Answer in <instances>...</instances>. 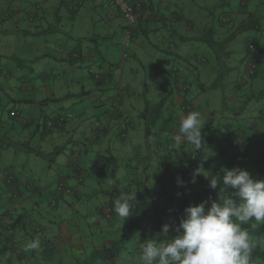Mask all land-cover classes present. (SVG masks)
<instances>
[{"label":"crops","instance_id":"crops-1","mask_svg":"<svg viewBox=\"0 0 264 264\" xmlns=\"http://www.w3.org/2000/svg\"><path fill=\"white\" fill-rule=\"evenodd\" d=\"M5 1L6 0H0L1 45L4 41H21L22 37L19 38L20 34L17 33V31H21L22 33L30 36H38L39 34L40 37L44 38V41H46L47 44H50V47L46 45L45 50H41L39 48L40 50H37L35 53L30 51L28 56H26L29 58L28 61L33 62V64L32 67L29 68L30 70L28 73L29 80L31 81L29 83L30 91L28 94H23L21 93V91L24 90L22 89V81L28 83L26 76L23 75L26 79L24 78L22 80V76L19 75L20 78L17 79V73L13 72L8 67L7 63L2 61L6 57L17 58V54L19 56L23 54L17 52V46L11 49L3 50L0 45V76H4L5 80V82L0 81V102L4 101V105L7 104L8 101L13 102L15 104L14 107L7 110L8 116L14 118L18 116L19 121L21 122L18 123L17 121V127L20 129L15 128L17 131V141H12L16 145L14 147L0 146V154H2L3 157V166L0 177L3 174L5 175L7 172L6 180L11 185L10 187H12V191L14 190V186L17 188L15 189V191H17V204L12 202L9 206L11 207L10 210H8V208L3 209L0 207V264H5L10 259L14 258H17V264H55V260L59 264V262L62 263L63 258H65V255L67 254H70V256L75 258V260H81V257L84 256L83 253H88L89 257L92 258V256L95 255V251L97 252L104 246H107L114 241L111 238L113 226L124 223V219H121L112 210L113 198L119 196L121 192L132 193V189L130 188H133L136 198V208L133 212L134 216L136 212H142L148 216L150 213L149 205L146 203V199L151 197V193H153L151 188H154V186H151V184L155 186L160 183L165 185L167 184L165 180L170 181V178L178 177L184 163H186V165L189 164L187 161L188 158H179L174 155L167 157L162 153L163 143L158 141L156 142L157 146L154 148L157 155L156 160L154 161L153 171L147 173L146 168L142 167L143 164H145V166H150L153 163L150 162V160L146 163H136V166H132L130 153H134L136 160H138L141 156L139 153V147L137 149L134 142V136L136 134L140 135L139 130L136 129L139 121H137L136 116L130 115L125 108V105L133 106V99L132 101L131 99L123 100L124 97H121L119 99L121 108L113 115L108 108L113 106V103L116 101L114 99L116 97L115 89H112L111 91L109 86L105 87V89H94L97 91L96 95L90 93L91 88H89V90L85 89L87 84H90L91 87L94 86L93 82L102 87L104 79L114 77L110 76L107 71H105V75H103L102 78L97 76L100 73L99 71L104 70L110 65H105L103 63V59L99 55L97 61L96 58H94V55L99 53L98 49L100 45L103 46L99 39H114L115 43L113 44V48L115 47V49H113V53L117 52L119 48L118 40L116 39L117 33L120 32L123 36V42L121 41L123 48L125 47L124 44L127 40L122 16L113 7L109 0H57L55 2L54 0H42L41 3H30L26 2V0H15L13 2V8L15 11L12 16H9L7 10L5 9L7 6ZM139 1L142 3V10L139 13L137 24L130 36V41L133 39L134 43H136L135 47H138V49L133 52V55L136 56L137 53H143L148 59L147 64L152 63L153 66L154 63L157 64L163 61L161 66L164 76H162V83L159 84L162 86L163 84H168L172 76H174V74H170L169 71V75L165 76V72L167 71L165 70V64L169 63L171 59H155L154 57L159 56L160 51H166L167 55L173 57L172 59L174 62L176 59L181 60L179 62L183 73L181 78L185 79L190 88L192 81L189 76L188 67L197 71V67H195V65H197V57L191 53V41L194 38L202 40V36L197 35V37H193L192 35H189L188 32L187 34H181L178 31V25L181 22H185L187 25L186 31L190 28H195L197 31V17H194L192 20H186L183 15L184 13H180V10L174 9L172 11L170 9L171 5L175 4V2L170 0ZM219 1L220 0H213V6H217ZM235 1H237L239 5L228 4L229 15L223 16L218 14L217 28H210L212 34L221 35L224 29H227L230 22L234 20L239 21L240 18L245 19V14L248 13V7L251 9L249 15L252 14L254 10H257V0ZM33 4H35V8L37 9L35 16L31 18L34 21V30L19 29L22 26L20 21H24V23L30 22V19L25 17V10L29 5L34 6ZM175 6L176 5L173 7ZM61 10L63 11V17L67 18L71 26L66 38L62 35L64 33L61 34L57 33L56 30L44 29L40 23L42 20L47 22V19H51L53 16H56L58 20H62L63 17L60 15ZM231 10H237V13L231 12ZM214 14L215 12L213 11L207 13V15L211 18L214 17ZM14 17H17V29H8V27L5 28L7 25L9 26L15 24L13 23L15 21ZM223 18H226V20L223 21ZM82 21L84 26L75 31V24ZM86 29L88 32H92V39L88 41L93 43L94 48L81 42L86 38ZM233 32L234 30L232 33ZM88 36H90V34H88ZM27 38L28 37H26V39ZM63 38L65 40H63ZM108 46L109 45H106V48H108ZM32 47L30 49H32ZM171 48L173 51L169 50ZM149 59H152V62L149 61ZM160 59L162 60L159 61ZM84 60L86 61V70L84 74H79V70L81 69L80 63L83 65ZM174 65L172 67L175 70L176 66ZM21 66L24 67L25 65ZM146 69L149 70V68ZM151 72L153 74H158L155 72L154 67L151 68ZM176 72L179 76H181V71L179 73L178 68ZM70 75L71 77L76 78L78 84H85L80 86V93L77 92L76 95H71L69 92H62L63 89L66 88L65 79ZM159 77L160 76L157 75L154 77V80H158ZM151 78L152 76H150V79ZM10 79H13L14 81L11 82ZM175 80L176 77H174L173 82ZM188 80H190V82H188ZM199 86L201 90H205L206 86L204 83L199 84ZM26 87L27 84H25V91ZM144 90L145 88L140 91L136 89L134 98L138 95V99L139 96L143 99ZM70 97L72 100L70 102H66L65 99ZM196 99L197 98H192L188 93H186L185 100L189 101L188 103L191 106L190 111L195 110V104L198 105V101ZM178 101L179 106H181L183 99L181 100L179 97ZM140 102L141 101L138 100L137 105ZM80 104L81 106H79ZM4 105H1L0 103L1 111L5 108ZM149 105V103H146L145 108L141 112L142 114L147 113ZM63 106L64 108L71 109L73 112L77 113V116L82 118L81 122L90 119H96V121H98L102 115L105 119V127L94 126L93 128L95 131L99 132L101 136L98 133H95L93 129H90V127L93 126L91 124L89 126V130L82 132L83 139L87 143L92 142V147L97 148L96 157L93 164L90 166L91 170L100 171L101 167H107L108 169L114 167L115 170L118 168L115 165L117 163V158L111 154L112 139L115 135L117 140L115 151L118 150V152L123 155L127 154L125 156L127 162L123 168L124 171L121 170L117 172V170H114L112 172V181L114 183H118V185L120 184L122 186V191L119 192L117 189H114L113 192L115 194L110 196V200L104 203L103 206L101 205L102 207H95L96 215L94 214L91 216L94 220L91 224H95L97 227L100 225V222L98 221L99 218L106 221L104 228L100 229L98 232L99 236L91 231L92 227L88 222H84L83 220H80V218L77 219L76 217H72L69 223L64 221V217L69 216L67 212L69 208H73L76 204H80L82 196L90 197L91 195L88 194L87 186L82 182L81 174L84 173L86 175L87 171L82 170L83 167L78 165V163L73 165L71 168V159L69 161V157H67L64 161L62 158L59 160L61 148H67L66 144L69 142L67 140L75 138L73 135L69 134V131L73 130V127L76 126H79L80 133L81 128L88 129V126L85 127L78 121L76 123L72 122V127L69 130L66 129V126L63 127L65 120L60 123V120L58 119L59 116H62L61 112L63 111L61 110ZM101 106L104 107L103 112L101 110ZM12 112L14 114H11ZM234 114L238 117L241 115V111L237 110ZM28 116H33V118H37L38 116L43 117V120L45 121L44 126L49 128L48 130L44 128L41 132V140L43 141L44 146H49L45 148V150L39 148L38 146L32 147L28 144L25 145L27 146L26 148L21 147L24 142H26L24 141L21 143L20 141L25 136L23 132L24 127L29 124V120L27 118ZM142 116L144 118H148L147 114ZM170 118L174 120L173 117ZM121 120L123 121V125L120 127L119 125ZM2 121L3 119L1 116L0 122ZM244 121L239 126L234 125V129H236L239 134L237 135V144L233 146L236 153L242 150L247 137V135H245ZM47 122H52V125L50 126V123L46 124ZM90 122L92 121H88L87 123L89 124ZM175 122L179 124V116L176 117ZM250 122L251 119L248 120V124L252 126L253 124ZM38 127L39 125H37L36 130H38ZM231 129V125H227L228 134L224 136V141H221L222 143H229L228 135L232 133ZM86 132L89 133L87 136ZM166 143L168 145L166 149L168 152L175 151V147L186 146V142L177 145L176 140L172 138L167 139ZM17 144L19 146H17ZM85 146L87 145L85 144ZM117 146H119L120 149H118ZM84 151H87L86 147L84 148ZM102 151L103 154L105 153L107 156H101ZM149 151L150 149H148L147 156L143 157L142 161L151 157L149 155ZM37 152H41L44 156L37 154ZM53 152L57 153L54 156H50ZM73 152L74 151L72 150L71 154H73ZM25 154L28 155L25 156ZM31 155L41 157L43 162L32 159ZM207 155L208 157H213V161L210 164L214 165V169H231L233 167H240L248 170L251 174L254 172V166L252 163H254L255 160L239 159L238 153L233 156L223 155V151L221 149H216L212 143L207 150ZM49 156L51 161L46 163L44 159ZM15 157H17L16 160ZM219 157H221V159ZM79 159L81 161L82 157ZM159 162L162 164L163 174L155 171ZM16 166L17 175H14V173L9 171V169H11V167L16 168ZM98 166L99 168H97ZM210 169L212 168L209 166L207 170ZM75 172L77 173V177ZM43 174H45L44 178H42ZM101 174L103 175V173ZM1 178L5 180L4 176ZM119 178L122 182L119 181ZM59 181L63 183L64 190L69 189L71 191L67 193L65 191L58 190L57 184ZM184 183L188 185V187H191L192 185V182H186V180ZM156 190V197L160 195L163 201L167 199L169 202H175L176 196H172L167 193L163 186H160ZM182 190L183 189L181 188L180 192ZM57 191L60 196L56 195ZM94 193L97 194L98 192L94 189ZM70 197L74 201L69 200ZM48 198H52V202L50 204L51 206H56L58 200L60 199V205L56 206H59V211L54 212L45 207L44 202L45 199ZM156 201H158V199ZM73 202H76V204H73ZM104 207H110V214L106 217L102 211H99V209ZM16 208L17 214L15 213ZM156 210L159 211L160 208L157 207ZM12 212L13 215L11 214ZM87 213L88 210L86 209L84 212V216L86 218ZM159 213L160 212H157L155 214ZM155 214H152L153 218ZM76 215L78 216V213H76ZM55 218H58L61 222V226H55ZM129 218L130 217L127 219ZM144 223L145 221L140 219L139 226L144 227ZM148 223L149 221H146L145 224ZM15 224H17V228ZM119 229L121 230V228ZM103 231L106 232L105 235L103 234ZM33 239H39V248L25 251L24 248L26 244L30 243ZM142 242V240L138 241V239H134L132 242L123 241L121 249L132 248L134 245L136 248L135 253L131 254V252L128 251H119L118 255L113 260L100 261L95 264H141L139 259L140 251L137 249H140L145 243Z\"/></svg>","mask_w":264,"mask_h":264},{"label":"rangeland","instance_id":"rangeland-1","mask_svg":"<svg viewBox=\"0 0 264 264\" xmlns=\"http://www.w3.org/2000/svg\"><path fill=\"white\" fill-rule=\"evenodd\" d=\"M15 0H6L5 3L7 6L5 9L8 12L9 16H12L15 9L13 8V2ZM46 1V0H45ZM57 0H54V2ZM172 2H175V4L171 5V10L174 9L180 10V13H184V17L187 19H194V17H197L196 24H197V31L195 28H190L186 31L187 25L185 22H181L178 25V31L181 34H184L188 32L189 35H192L193 37L202 36L206 40H200L197 38L192 39L191 41V53L196 55L197 57V71L193 68L188 67L189 69V76L191 78V85L188 90V94L192 98H197L198 105H196V108L194 111H198L201 114V122L202 126H204L201 130V134L204 137L203 141V147L199 150L195 149L190 143H186V146H178L175 147V151L168 152L166 149L168 147L166 140L167 139H175V136L178 131L179 124L175 122V119L177 116L180 117L181 114H186L189 111L183 110L181 106H179V97L182 100L183 92L184 90L180 89V83L182 81V70L180 67L179 62L181 60H177L174 62L173 57L167 55L166 51H160L159 56L154 57L155 59L159 58H168L171 59L169 63L165 64V70H167L165 73V76H168L169 73H173L174 76H172L170 82L168 84H163L160 86L159 84L162 83V76H164V72L162 71V66L160 59L159 64L154 63V66L152 63L147 64V58L142 53H137L136 56L133 55V52L138 49V47H135L134 40L128 41L127 45L123 48L122 45V39L123 36L119 32L117 33L116 39L118 40V51L113 53V44L115 43L114 39L108 38L107 40H100L102 45L99 47V53L94 55V58H99L98 55L103 59V63L107 66L104 70L99 71L100 78L105 75V71H107L110 76H114L110 79H104V84L102 87H100L99 84H96L93 82V85L91 87L90 84H87L85 86L86 90H89L91 88L90 93L96 95L97 91L94 89H105V87H110L111 91L112 89H115L116 97L114 98L116 101L113 103V106L109 107L108 109L112 112L114 115L115 112H117L118 109L121 108L119 99L121 97H124L123 100L133 99V106L125 105L126 111L132 115L136 116L137 121H139L136 129L139 130L140 135L136 134L134 136V142L136 145V148L139 147V153L141 156L138 160H136V157L134 156V153H130V161L132 166H136V163H146L148 160L150 162H153L150 166H145L143 164V168H146V172L150 173L154 170V161L156 160L157 152H155L154 148L157 146L156 142L160 141L162 144V153L165 154L167 157H170L171 155L177 156L179 158H188L187 161L189 162L191 166V170L184 173V176L182 175V169L186 167V163H184L183 168L180 170L178 177H172L168 180H165L167 184L162 185L157 184V186L151 184V186H154V188H151L152 192L151 197L146 199V203L149 205V215L147 216L145 213L142 212H136L135 216L134 213L130 215L129 219H126V222L129 223V227H126L128 232H125L123 229V224H117L113 226V231H111V238L114 240L115 245L119 247L120 252H131V254L135 253V246L133 245L132 248L127 249H121V239L123 237L124 242H132L134 239H138V241L143 240L145 238L150 237L149 239H163L164 236L162 234V228L163 225L168 224L169 225V232L168 236L172 237L177 235V227L180 223V216H184V209L193 202L194 196H196V191L201 189L204 190V186L201 184L195 182L193 179H198L199 176H206L207 170L200 169L203 174L196 175V169L198 167H202L201 163L203 162V159L205 160L208 158L207 150L209 149V146H211V143L213 144L216 149H221L223 151V155H235L238 153V158L242 159H252L255 160L252 165L254 166V172L253 177L264 180V0H257V10H254L252 14L249 15L250 7H248V13L245 14V19L240 18L239 21H232L228 24L227 29H224L223 33L221 35L211 34L210 28H217L218 25V17L220 15L226 16L229 15V9L228 4H236L237 1L232 0H225V4L223 7H214L212 4L213 0H170ZM260 1V3H259ZM26 2H37L41 3L42 0H26ZM221 2V0H220ZM29 5L25 10V17L27 16L28 19H30V22L20 21L22 26L19 29H26V30H34V21L31 19L35 16V12L37 9L35 8V4ZM176 5L175 7H173ZM218 6V5H217ZM215 12L214 17L211 18L207 15L208 12ZM63 11L61 10V16L63 17ZM231 12L237 13V10H231ZM39 15V14H38ZM206 16V17H205ZM23 18V17H22ZM14 25H7L5 26L13 29H17V17H14ZM24 20V19H23ZM32 21V22H31ZM86 22V21H85ZM41 26H43L44 29L49 30H56L57 33H64L62 34L64 38H66L68 32L71 29L70 23L68 22L67 18H64L62 20H58L56 16H53L51 19L48 18L47 22L42 20ZM48 23V24H47ZM39 24V23H38ZM82 22H77L75 25V31L81 28L83 25ZM84 29V27H83ZM236 33L232 35V31L236 30ZM52 32V31H51ZM18 34H20V37H22V40L17 42L14 41H4L1 45V37H0V45L3 50L11 49L15 46H17V52L21 53L23 55L19 56L17 54L16 57H6L2 61L7 63L8 67L13 71L17 73V79L20 78L19 75L22 76V80L25 78L23 75L26 76L28 83L22 81V89L21 93L28 94L30 91L29 83L31 82L29 80V68L32 67L33 62L28 61V54L31 51L32 53H35L37 50H45V46L48 45L50 47V44H47L46 41H44L43 37L38 36H30L27 34L22 33L21 31H17ZM86 38L83 39V44L88 45L92 48H94V45L92 42H89L88 40L92 39L91 34L92 32H88L86 29L85 31ZM90 34V36H88ZM44 35V34H43ZM26 37H28L26 39ZM63 38V40H65ZM209 39H211L213 42L209 43ZM122 41V42H121ZM208 41V42H207ZM130 42V43H129ZM247 44H252L255 47L254 52H246L245 47ZM106 45H109L108 48H106ZM179 45V43H178ZM33 46V47H32ZM102 46V47H101ZM32 47V49H30ZM38 47V48H37ZM40 48V49H39ZM170 50L173 51L171 48ZM31 53V55H32ZM190 53V56H191ZM193 55V56H194ZM192 56V57H193ZM93 58V59H94ZM257 59V61H255ZM252 60L256 62V66L254 68V76L250 77L248 75V61ZM27 61V62H26ZM149 61L152 62V59H149ZM175 65H174V64ZM191 63V61H190ZM193 63V62H192ZM152 64V65H151ZM21 65H25L24 67ZM86 61L84 60V63H80L81 69L79 70V74H84L86 70ZM176 66L179 69V73L181 71L180 78H177L176 72L172 66ZM159 66V67H157ZM154 67V70L158 74H153L151 72V68ZM146 68H149L147 70ZM49 71V70H48ZM169 71V73H168ZM159 75L158 80H154V77ZM179 75V74H178ZM150 76L152 78L150 79ZM174 77H176V80L173 82ZM25 78V79H26ZM11 82H13V79H10ZM0 81H4V76H0ZM92 82V81H91ZM190 82V80H188ZM21 83V81H20ZM24 83V84H23ZM204 83L205 84V90H201L199 84ZM25 84H27L26 91H25ZM65 85L66 88L63 89L62 92L71 93V95H76V93H80V86L85 85L84 83L78 84L76 81V78H73L68 76L65 79ZM156 85V88H155ZM143 91V99L138 95L136 98H134V93L136 89L138 91ZM179 93V94H178ZM179 95V97H178ZM83 99V98H82ZM66 102H70L72 98H66ZM138 100L141 102L138 103ZM146 100V101H145ZM119 101V102H118ZM158 102H161V104H157ZM182 102V101H181ZM1 105H4V101L0 102ZM146 103L150 104V107H155L154 109H157V111L149 109L147 110L148 118H144L141 112L145 108ZM128 104V103H127ZM189 104V103H188ZM14 103L8 101L7 104H5V108L3 111L0 110V117L2 116L3 121L0 122V145L6 144L9 141H17V131L15 128L20 129L17 127V121L18 123H21L19 121L18 116L17 117H9L7 110L12 109L14 107ZM55 105V104H54ZM106 105V104H105ZM104 105V106H105ZM81 106V104L79 105ZM195 107V106H193ZM102 112L104 111V107L101 106ZM237 110L241 111L240 116H235L234 113L237 112ZM63 112H61L65 122L63 123V127L66 126V129L69 130L72 125L71 123H76L77 121L80 122L83 126H88V129H82L81 133L79 131V126L73 127V130L69 131V134L73 135L75 138L69 141L66 145L67 148H61V154L59 157V160L62 158V160H66L67 157H69V161L71 159L70 167L72 168L73 165L78 163L81 167H83L82 170L87 171V174L85 175L82 173V182L84 185L87 186L88 194L91 195L88 196H82L80 200V204H76V202H73V204H76L75 207L69 208L67 210L68 215L64 217V221L68 222L72 219V217H76L77 219L80 218V220H83L84 222H88L94 233H96L97 236H99V230L104 228V225L106 224V221L102 220V218L98 219L100 222V225L97 227L95 224H91L94 222L92 215H96V209L95 207L99 208L104 205V203L108 202L110 200V196L112 194H115L113 192L114 189H117L119 192L122 190V186L118 183H114L112 181L113 176L112 172L115 170L114 167L111 169H108L107 167H101L100 171H94L90 169V166L93 164V161L96 157L97 148L92 147V142H86L83 139V131L89 130L90 124L93 125L90 127V129H93L94 126H106L105 119L102 117L99 118L98 121L96 119H90L87 121H82L81 117L77 116V113L73 112L71 109L68 108H62ZM212 113V114H211ZM170 117H173L174 120H172ZM29 120V124L24 127L23 132L25 136L23 139H21V143L24 144L21 146L23 148H26L25 145H30L32 147L38 146L41 149H44L49 147L46 145L44 146L43 141L41 140V132L45 128L48 130L49 128L44 126L45 121L43 120V117L38 116L37 118H33V116L27 117ZM251 119V124H248V120ZM245 120V121H244ZM88 121H92L89 124ZM244 121V129H245V135H247L245 139V144L242 147V150L236 153V150L233 146L237 144V135L238 132L236 129H234V125H241ZM46 124H49L48 122ZM37 125H39L38 130H36ZM123 125V121H120V127ZM227 125H231L232 127V133L228 135V141L229 143L225 144L222 143L224 141V136L228 134L227 132ZM53 129V128H51ZM95 133H98L100 136L101 134L95 129H93ZM89 133L86 132V136ZM235 138L233 139V137ZM76 140V141H75ZM233 140L236 142L233 143ZM222 141V142H221ZM239 141V139H238ZM116 135L112 139V146H111V154L117 158V163L115 164L118 168L116 169L117 172L123 170L124 166L126 165L127 160L125 159V156L116 150ZM171 143V142H170ZM85 144L87 146H85ZM59 145V144H58ZM17 146H19L17 144ZM86 147L87 151H84V148ZM115 148V149H113ZM118 149H120L119 146H117ZM113 149V150H112ZM148 149L149 155L151 156L147 160H143V157L147 156ZM43 150V151H44ZM74 151L73 154H71V151ZM24 154V153H22ZM28 154H25L27 156ZM80 155V156H79ZM107 156L105 153L103 154V151L101 152V156ZM80 157H82L80 161ZM17 157H15L16 160ZM31 158L34 160H38L41 162L43 159L41 157H35V155H31ZM64 158V159H63ZM221 159V157H219ZM46 163L50 162V156L46 159H44ZM43 162V161H42ZM247 162V161H246ZM211 163V162H210ZM85 167H84V166ZM3 166V157L2 154H0V173L2 171ZM211 168L214 167L213 164H209ZM89 167V168H86ZM99 168V166L97 167ZM91 170V171H90ZM115 170V171H116ZM163 167L162 164L157 165L156 172H159L160 174H163ZM9 171L13 172L14 175H17V166L11 167ZM124 171V170H123ZM142 171V170H141ZM140 172V171H139ZM103 173V175L101 174ZM6 174L2 175L4 176L5 180L0 177V207L3 209L10 210L11 207L10 204L12 202L17 204V189L15 186L10 187L11 185L6 180ZM44 175L42 178H44ZM75 175L77 177V173L75 172ZM92 176V177H91ZM76 179V178H75ZM192 182L191 187H188L184 182ZM7 183H6V182ZM119 181L122 182V180L119 178ZM197 181V180H196ZM152 182V181H151ZM42 184V183H41ZM72 185V184H70ZM13 186V185H12ZM160 186H163L167 193L171 194L172 196H176L175 202H169L167 199L163 201L161 196L156 197V189ZM135 187V186H134ZM156 188V189H155ZM183 189L180 192V189ZM94 189L98 192L97 194L94 193ZM132 189V193H135V191ZM103 190V191H102ZM127 190V188H126ZM136 190V189H135ZM71 191V190H70ZM94 193V194H92ZM129 193V192H125ZM186 193V195H185ZM56 195L60 196L59 192H56ZM85 195V194H84ZM87 195V194H86ZM205 195H211L210 192H208ZM15 196V197H14ZM36 196V195H35ZM206 203V207H208L213 200L219 201V193L216 194L215 197ZM11 198V200H10ZM16 198V199H13ZM37 198V197H36ZM38 199V198H37ZM158 199V201H156ZM69 200H72L70 197ZM74 201V200H72ZM52 198L45 199L44 205L49 210H52L54 212L59 211L60 205V199L57 202L56 206H51ZM165 204V205H163ZM185 204L186 207L183 209L182 212H178L177 209L182 207V205ZM102 205V206H101ZM78 206V207H77ZM159 207L160 210L157 211L156 208ZM74 209V210H72ZM88 210L87 218L84 216L85 210ZM162 210H168L169 213L167 215H163L162 217L155 220V217L157 212H160ZM79 212H78V211ZM101 211L105 212L106 207L101 208ZM14 212V211H13ZM13 212L11 213L13 215ZM78 213V216L76 213ZM17 214V208L16 212ZM14 213V214H15ZM152 214L154 215V218L152 217ZM140 219L143 221H149L148 224H143L145 231L141 228H139L140 225ZM63 221V219H62ZM125 221V220H124ZM58 220V218H55V226H61V222ZM58 224V225H57ZM16 228H17V224ZM147 225V226H145ZM138 226V227H136ZM242 227L249 228V236L252 243L255 245L256 250L264 251V224L258 225L255 229H251L249 225H242ZM121 228V230L119 229ZM152 231V233H149V231ZM176 231V232H175ZM182 231V229L180 230ZM129 233V234H128ZM103 234L105 235L106 232L103 231ZM143 242H146L143 240ZM142 242V243H143ZM142 248V247H141ZM140 248V249H141ZM140 249H137L140 251ZM65 255V254H64ZM84 256H80L81 260H75L70 254L65 255L66 257L63 258L62 263L59 262V264H91L93 262V259L89 257L88 253H83ZM129 257V256H128ZM55 264H58L55 260ZM98 263V261H96ZM5 264H17V258L10 259ZM253 264V263H252ZM255 264H264V260H258Z\"/></svg>","mask_w":264,"mask_h":264},{"label":"clouds","instance_id":"clouds-1","mask_svg":"<svg viewBox=\"0 0 264 264\" xmlns=\"http://www.w3.org/2000/svg\"><path fill=\"white\" fill-rule=\"evenodd\" d=\"M111 4L113 5L112 2ZM113 7L115 8L114 5ZM139 12L140 10L136 22L130 28V36L137 24ZM123 23L125 31L124 20ZM246 47L250 52L255 50L252 44ZM249 63L255 68L256 62L248 61L247 64L248 75L252 77L255 72L253 68L250 73ZM176 70L175 67V72ZM177 77L179 79L178 73ZM184 80L180 83V89L189 90V84ZM188 107H191L190 104ZM203 127L198 111L181 114L175 136L177 145L186 142L197 150L201 149L204 141L201 134ZM200 169L203 168L196 169V175L203 174ZM221 171L223 174L219 178H209L203 174L210 181V188L220 186L219 201L212 200L208 207L205 206L207 201L189 204L180 219L177 235L169 237V225L165 224L162 228L163 239H148L143 244L139 257L141 264H252L255 245L250 240V229L242 225L255 229L264 224V180L254 178L248 170L240 167L222 168ZM135 208V193L121 192L112 200V210L125 221ZM39 246V239H33L26 244L24 250H35Z\"/></svg>","mask_w":264,"mask_h":264},{"label":"trees","instance_id":"trees-1","mask_svg":"<svg viewBox=\"0 0 264 264\" xmlns=\"http://www.w3.org/2000/svg\"><path fill=\"white\" fill-rule=\"evenodd\" d=\"M132 1H134V0H132ZM139 1V0H138ZM140 2V1H139ZM224 5H226L225 4V0H221V2L219 1V3H218V6H216V8L217 7H223ZM141 10H142V3L140 2V12H141ZM139 12V13H140ZM6 14V13H5ZM26 18H28L27 16H26ZM28 20V19H27ZM236 31H237V29L236 30H234V32L232 33V35L234 34V33H236ZM210 33L212 34V32L210 31ZM202 38V40H206V39H204L203 37H201ZM208 42V41H207ZM210 42H213L211 39H209V43ZM247 45H249V44H247ZM246 45V46H247ZM170 50V49H169ZM245 51L246 52H250L248 49H247V47H246V49H245ZM257 60V59H256ZM255 60V61H256ZM249 61H252V60H249ZM157 64H159V63H157ZM177 69V68H176ZM185 81V80H184ZM183 83V82H182ZM186 83V82H185ZM182 90H184V92H183V97H182V99H183V102H182V104H181V107L183 108V110H184V108H185V110H188V111H190V108L191 107H188V100H185V96H186V93L188 92V90H187V88H184V89H182ZM157 104H161V102H158ZM158 106V105H157ZM157 106H155V107H157ZM149 107H150V105H149ZM148 107V108H149ZM155 107H150L149 109H152V110H155V111H157V109H154ZM59 118H62L63 119V121H64V118H63V116H59L58 117V119ZM62 121H60V123H61ZM50 124V126L52 125V122H49ZM231 134V133H230ZM235 138V136L233 137V139ZM233 143H235L236 144V142L233 140ZM16 144L14 143V142H12V141H9V142H7L6 144H3V145H0V146H5V147H14ZM57 152H53V153H51V155L50 156H54L55 154H56ZM37 154H39V155H42V156H44V154H42L41 152H37ZM213 161V157L211 158V157H208V158H206L205 160L203 159V162L201 163V166H202V170H207L208 168H209V164H210V162H212ZM190 171L191 170V166L188 164L183 170H182V175L184 176V173L185 172H187V171ZM223 173H222V171H221V169H214V168H212V169H210V170H207V174H206V177H209V178H212V177H216V178H219V175H222ZM185 177V176H184ZM205 176H199L198 177V179H193L195 182H197V183H199V184H201L202 186H204V190H201V189H199V190H197L195 193H196V196H194V200H193V202L191 203V204H199V203H201V202H203V201H207V202H209L211 199H212V195H214L213 197H215L216 196V194L217 193H220V186L218 185L217 186V188L216 189H212V188H210L209 187V183H210V181L206 178ZM257 179V178H256ZM197 180V181H196ZM60 182V181H59ZM58 182V183H59ZM57 189L58 190H61V191H65L64 190V188L63 189H61V188H59L58 187V184H57ZM66 192V191H65ZM208 192H210V196L209 195H205L204 196V194H207ZM210 198V199H209ZM235 198V197H234ZM213 200H214V198H213ZM186 207V205L185 204H183L182 205V207H180L179 209H177V211L178 212H182L183 211V209ZM169 213V211L167 210H162L161 209V211H160V213L159 214H157L156 215V217H155V220H157L158 218H160V217H162L164 214L165 215H167ZM181 217H183L182 215L180 216V219H181ZM130 225H129V223H127L126 221H124V223H123V229H124V231L125 232H128L127 231V229H125L126 227H129ZM136 227H138V226H136ZM139 228H141V229H143L144 231H145V228L144 227H142V226H139ZM149 233H152V231L150 230L149 231ZM129 234V233H128ZM144 239V241H147L150 237H148V238H145V237H143ZM142 240V241H143ZM124 241V239H123V237H122V239H121V243ZM119 247L118 246H116L115 245V242L113 241V242H111L109 245H107V246H104L102 249H100V250H98L97 252L95 251V255L94 256H92V259H93V262H91V264H95L96 263V261H98V262H100V261H105V260H113L117 255H118V253H119ZM258 260H264V251H259V250H256V249H253V252H252V263L253 264H255Z\"/></svg>","mask_w":264,"mask_h":264},{"label":"built area","instance_id":"built-area-1","mask_svg":"<svg viewBox=\"0 0 264 264\" xmlns=\"http://www.w3.org/2000/svg\"><path fill=\"white\" fill-rule=\"evenodd\" d=\"M110 1L113 3L115 8L121 13L122 18L124 22L126 23V28H125V32L127 36V40L125 41V44H126L130 37V28L136 22V18H137L136 16H137L138 11L140 10V3L136 1L131 2L129 0H110ZM249 65H250L249 71L250 73H252L254 65H252L251 63H249ZM11 114H13V112ZM59 120L63 121L62 118H59ZM58 187L63 189L64 188L63 183L59 182ZM65 191L68 193L70 190L65 189ZM109 212H110V209L106 208L105 215L108 216Z\"/></svg>","mask_w":264,"mask_h":264}]
</instances>
